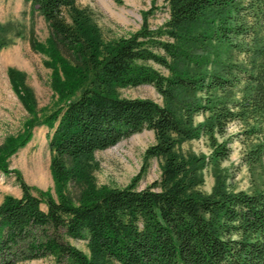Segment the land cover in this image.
<instances>
[{
    "label": "trees",
    "instance_id": "obj_1",
    "mask_svg": "<svg viewBox=\"0 0 264 264\" xmlns=\"http://www.w3.org/2000/svg\"><path fill=\"white\" fill-rule=\"evenodd\" d=\"M27 1L50 25L54 81L64 99L30 120L18 141L40 123L54 127L57 197L15 172L22 195L0 204V264L47 256L54 264H264V180L254 179L251 192L235 191L217 176L204 194L197 188L203 159L177 151L204 134L209 160L218 164L231 154L234 123L244 163L264 173V0H166L161 26L106 43L85 35L88 18L77 0ZM8 32L0 25V48ZM9 71L17 87L18 73ZM141 84L153 85L162 103L119 93ZM144 128L156 135L145 159L163 158L160 179L142 189L140 174L125 187H93L86 161ZM12 145L0 157L4 172ZM70 182L83 184L76 199L65 191ZM70 240H85L89 255Z\"/></svg>",
    "mask_w": 264,
    "mask_h": 264
},
{
    "label": "rangeland",
    "instance_id": "obj_2",
    "mask_svg": "<svg viewBox=\"0 0 264 264\" xmlns=\"http://www.w3.org/2000/svg\"><path fill=\"white\" fill-rule=\"evenodd\" d=\"M76 7L88 18L85 35H93L95 32L94 37L105 43L129 37L144 25L155 29L169 18V4L166 0H77ZM64 15L72 23L68 10ZM0 25L8 27L10 39L0 48V157L14 148L12 143L16 147L6 157L10 172L0 170V204L6 195H22L15 172H19L28 185L49 191L56 198L51 168L53 152L49 144L54 127L40 123L31 128L30 137L24 144L20 145L18 141L27 130L30 120L50 113L64 99L59 92V84L54 81L57 68L49 53L52 31L45 18L27 0H0ZM154 67L158 68L157 65ZM10 69L18 73L17 87ZM119 93L122 97L150 98L162 103V97L151 84L121 87ZM194 120L195 124H200L204 116L197 114ZM238 131L236 124H229L227 136L230 137L231 154L218 164L209 160L212 149L204 134L183 140L178 145L177 151L183 157L203 159L198 171L202 180L197 188L204 194L212 193L217 176L224 178L228 189L235 191L251 192L254 179L258 182L264 180V173L251 171L244 163L245 149L238 138L234 137ZM155 142V132L144 128L123 138L116 145L97 150L86 161L90 166L88 173L91 185L100 190L125 187L140 174L136 186L142 189L160 179L163 158L155 156L145 159L147 148ZM81 189L83 184L70 182L65 191L76 199ZM42 208L47 209L44 204ZM70 241L89 255L85 240ZM54 263V258L47 256L19 260L16 264Z\"/></svg>",
    "mask_w": 264,
    "mask_h": 264
}]
</instances>
